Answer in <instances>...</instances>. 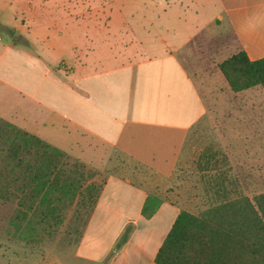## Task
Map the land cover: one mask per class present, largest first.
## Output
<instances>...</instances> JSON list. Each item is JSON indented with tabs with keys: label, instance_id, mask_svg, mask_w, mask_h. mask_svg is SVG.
Here are the masks:
<instances>
[{
	"label": "crops",
	"instance_id": "obj_1",
	"mask_svg": "<svg viewBox=\"0 0 264 264\" xmlns=\"http://www.w3.org/2000/svg\"><path fill=\"white\" fill-rule=\"evenodd\" d=\"M202 1L215 9L204 23L228 27L233 51L242 49L249 59L264 56V0ZM160 2L175 11L182 3ZM60 4L58 11L25 13L0 3V117L106 171L81 234L58 264H158L156 252L176 215L190 211L169 187L187 137L207 117L177 56L199 28L177 43L161 23L152 25L153 33L145 26L143 35L137 26L133 40L128 15L120 10L91 11L88 5L69 11ZM157 14L141 17L194 16L185 9ZM149 36L163 44H146ZM149 194L161 199L145 216Z\"/></svg>",
	"mask_w": 264,
	"mask_h": 264
},
{
	"label": "rangeland",
	"instance_id": "obj_2",
	"mask_svg": "<svg viewBox=\"0 0 264 264\" xmlns=\"http://www.w3.org/2000/svg\"><path fill=\"white\" fill-rule=\"evenodd\" d=\"M78 1L80 5L74 4ZM180 1L177 11L169 6L163 9L160 0H89V4L85 0H46L44 3L37 0L31 4L0 0V3L9 9L22 8L25 13H37L41 7L58 11L62 2L69 11L73 6L82 9L89 5L91 11H107L111 7L128 15V25L133 28L129 39L133 40L137 26L143 35L145 26H151L150 33H153L152 25L159 27L161 23L160 28L173 31L170 38L177 43L199 28L177 51V56L207 108V117L187 137L177 176L169 188L178 190L181 202L193 213L218 202L223 195L243 196L252 202L254 196L264 194V91L259 84L236 90L220 70L221 61L236 51H233L228 27L218 21L204 23L215 12L212 4L202 0ZM183 9L187 16L193 13V18L160 21L141 17L164 11L179 14ZM145 42L163 44L154 36L145 37ZM12 126L13 123L0 117V264H58L59 257L71 251L81 234L93 201L88 200L83 188L75 196L71 192L50 193L48 205L38 197L32 201L25 198L23 189L26 192L30 188L22 185L24 177L20 168L14 166L17 158L6 151L7 147H14L9 144ZM68 156L71 163L78 161L90 171V175L86 172L87 183L94 181L97 189L101 188L106 171ZM31 203L35 208H30Z\"/></svg>",
	"mask_w": 264,
	"mask_h": 264
},
{
	"label": "trees",
	"instance_id": "obj_3",
	"mask_svg": "<svg viewBox=\"0 0 264 264\" xmlns=\"http://www.w3.org/2000/svg\"><path fill=\"white\" fill-rule=\"evenodd\" d=\"M219 68L234 89L259 84L264 91V56L249 59L238 49L222 60ZM9 133L13 135L9 144L14 147L9 146L6 151L17 158L14 166L20 168L24 177L22 185L30 188L26 192L23 189L25 198L32 201L38 197L48 205L50 193L71 192L75 196L83 188L94 205L101 188L97 189L94 181L86 182L85 176L90 171L82 163H71L65 151L15 124ZM159 203L160 198L147 195L142 214L150 216ZM32 205L30 208H35ZM128 231L126 228L116 246L125 240ZM155 261L158 264H264V194L254 196L252 202L243 196L223 195L198 213L181 209L159 246Z\"/></svg>",
	"mask_w": 264,
	"mask_h": 264
}]
</instances>
